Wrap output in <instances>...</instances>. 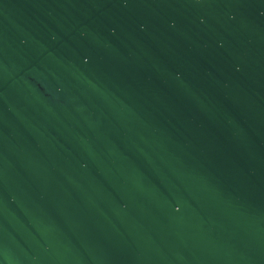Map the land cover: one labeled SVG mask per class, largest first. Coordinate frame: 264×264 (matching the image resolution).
Listing matches in <instances>:
<instances>
[{
	"label": "water",
	"instance_id": "water-1",
	"mask_svg": "<svg viewBox=\"0 0 264 264\" xmlns=\"http://www.w3.org/2000/svg\"><path fill=\"white\" fill-rule=\"evenodd\" d=\"M0 264H264V0H0Z\"/></svg>",
	"mask_w": 264,
	"mask_h": 264
}]
</instances>
